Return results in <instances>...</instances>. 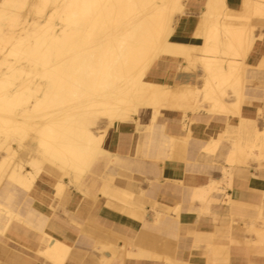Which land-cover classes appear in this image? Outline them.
Here are the masks:
<instances>
[{
	"label": "bare ground",
	"instance_id": "bare-ground-1",
	"mask_svg": "<svg viewBox=\"0 0 264 264\" xmlns=\"http://www.w3.org/2000/svg\"><path fill=\"white\" fill-rule=\"evenodd\" d=\"M186 1L0 0V175L8 169V180L23 191L41 175L78 183L106 153L110 133L134 116L150 115L154 134L160 108L236 115L243 61L260 37L249 24L264 19V0H243L238 14L225 8V0H209L208 30L190 64L197 84L172 93L145 75L161 55L191 56L169 43ZM157 140L160 152L175 144ZM221 141L231 145L222 178L236 166L258 168L264 161L263 111L210 141L204 153L214 155ZM217 182L201 194L215 191ZM2 191L0 233L20 219L10 205L13 192ZM254 235L264 240L263 232L255 229ZM43 240L47 264H61L68 248L48 235Z\"/></svg>",
	"mask_w": 264,
	"mask_h": 264
},
{
	"label": "crops",
	"instance_id": "crops-1",
	"mask_svg": "<svg viewBox=\"0 0 264 264\" xmlns=\"http://www.w3.org/2000/svg\"><path fill=\"white\" fill-rule=\"evenodd\" d=\"M208 6L209 0L186 1L169 43L191 56L161 55L147 82L172 93L195 88L190 64L200 56ZM224 6L238 14L243 0H225ZM249 27L260 37L243 61L236 115L160 108L154 134L150 115L134 116L110 133L106 153L78 183L41 175L23 191L3 171L0 198L2 190L13 192L10 205L20 219L0 233V264H47L43 235L68 248L61 264H264V240L254 235L255 229L264 234V161L256 169L236 166L222 178L231 145L221 141L212 156L203 150L240 120L256 121L264 113V19H252ZM158 138L175 144L160 152ZM216 181L217 189L203 196Z\"/></svg>",
	"mask_w": 264,
	"mask_h": 264
},
{
	"label": "rangeland",
	"instance_id": "rangeland-1",
	"mask_svg": "<svg viewBox=\"0 0 264 264\" xmlns=\"http://www.w3.org/2000/svg\"><path fill=\"white\" fill-rule=\"evenodd\" d=\"M1 69L3 70V69H4V67H1Z\"/></svg>",
	"mask_w": 264,
	"mask_h": 264
}]
</instances>
